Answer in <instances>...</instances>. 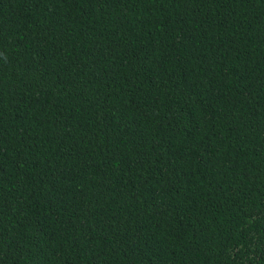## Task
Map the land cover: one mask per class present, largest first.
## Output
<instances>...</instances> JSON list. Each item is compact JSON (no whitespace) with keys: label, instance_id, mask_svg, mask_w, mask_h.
Returning a JSON list of instances; mask_svg holds the SVG:
<instances>
[{"label":"trees","instance_id":"trees-1","mask_svg":"<svg viewBox=\"0 0 264 264\" xmlns=\"http://www.w3.org/2000/svg\"><path fill=\"white\" fill-rule=\"evenodd\" d=\"M0 264H264V0H0Z\"/></svg>","mask_w":264,"mask_h":264}]
</instances>
